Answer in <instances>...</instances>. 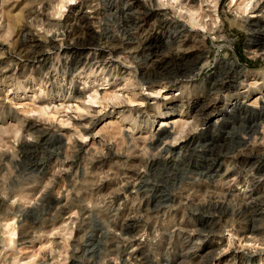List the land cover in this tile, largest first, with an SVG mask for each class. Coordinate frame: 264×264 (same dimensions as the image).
Segmentation results:
<instances>
[{
  "label": "rangeland",
  "instance_id": "374dc122",
  "mask_svg": "<svg viewBox=\"0 0 264 264\" xmlns=\"http://www.w3.org/2000/svg\"><path fill=\"white\" fill-rule=\"evenodd\" d=\"M148 2L0 0V264H264V233H250L264 208L244 210L264 201V34L254 33L264 30V0ZM189 2L197 23L181 8ZM78 13L93 39L134 51L148 36L157 53H172L182 29L176 49L201 46L204 59L168 56L150 75L161 82L137 84L138 50L94 59L65 49L70 38L59 34ZM29 32L52 47L24 57ZM227 64L244 71L237 89H212ZM180 121L166 153L161 138ZM59 200L74 208L58 213ZM212 205L223 222L206 217Z\"/></svg>",
  "mask_w": 264,
  "mask_h": 264
},
{
  "label": "bare ground",
  "instance_id": "6f19581e",
  "mask_svg": "<svg viewBox=\"0 0 264 264\" xmlns=\"http://www.w3.org/2000/svg\"><path fill=\"white\" fill-rule=\"evenodd\" d=\"M149 4L150 3V0H148ZM181 8L185 9V11L189 14L188 17H187V21L188 22H196L197 18H196V12L197 10L199 9L197 6L193 5V4H190L189 3H185L184 5H181ZM247 5L245 4L244 7H243V12L246 11L247 9ZM80 12V11H79ZM38 14H40L38 12ZM42 14V13H41ZM143 14V13H142ZM142 14H138L137 16H135L131 21L130 23L133 24V27H132V32L134 31V33H138L140 32L142 29H141V21H143L145 18H143V15ZM47 15V14H46ZM45 15V16H46ZM43 16V17H45ZM205 16H207L205 14ZM37 18V16H36ZM78 18V19H77ZM87 17L83 15H76V24L74 25H71L69 26V29L67 31H65V34H63V32H61V36H64L65 39L66 38H70L68 40L70 41H66L67 43H65L66 47L65 49L67 51H69V53H73V54H92L94 55V59H98V58H104V56L107 54V55H114L116 53H118L119 51H122V50H125L127 48H130V50L134 49V48H139L138 47V42L136 40V43L138 44L137 46L135 44H133L132 42L130 41H126V42H122L120 40H116L113 42V43H106V42H103L100 38L98 40H95L93 39L90 35H89V29L91 28L90 24L91 22L88 21L86 19ZM160 20L159 22L160 23H163L167 20H169L167 18V16L165 14H160ZM185 18V17H184ZM48 20H50L48 17H47ZM130 20V18H129ZM128 21V20H127ZM197 23V22H196ZM206 24V23H205ZM92 25V24H91ZM30 30V29H29ZM254 30V29H252ZM28 32V31H27ZM50 32V31H49ZM46 33V32H45ZM254 33H258V34H264V30L262 31L261 30V27H256V30L254 31ZM101 36V35H100ZM40 36H37V34H35L34 32L31 33L29 32V34H27V36L25 37V40H24V43L22 44V51H23V55L24 57H27V58H35L36 55H39L41 53H43L44 48L45 47H52L51 46V43L50 39L46 40V41H42L40 38ZM177 43H176V46L177 47H180L185 44V41L186 39H188V35L184 32V30H179V32L177 33ZM147 39H148V36H145L144 38L140 39V43H141V48L138 50L140 53H142L144 55V62L139 66V73L141 74V77H142V80L143 82H140V81H137V84L138 83H141V85H143V83H147L149 85V88L154 84V83H159L163 80V76H158L157 79H153L155 77H151V73L154 74V72L156 71L157 72V69H159V65L161 64V62L163 61L164 58L170 56L174 59H178V60H189L191 61L192 63L191 64H196V63H202V60L204 59V55H205V50L203 48H201V46L198 48V50H196L195 52L193 53H186L184 52L183 50H179V49H176L174 50V52L172 53H168V54H159L157 53V51L153 50L147 43ZM130 40V39H129ZM134 41V40H133ZM112 42V41H111ZM60 47H63L62 45H59ZM197 46V45H196ZM135 50V49H134ZM133 50V51H134ZM136 50V51H137ZM134 51V52H136ZM260 51V50H259ZM68 54V53H67ZM109 61H112V57H108ZM104 60V59H103ZM100 61V60H97V62ZM108 61V60H106ZM114 61V60H113ZM188 61V63H189ZM223 60H218V63L217 65H222L223 64ZM108 63V62H107ZM225 63V62H224ZM185 64V63H184ZM228 65V64H227ZM125 66V65H124ZM198 66V65H197ZM201 66V65H200ZM126 67V66H125ZM228 68V70L226 69V71H224L222 74H218L217 76V79L211 84V87L212 89H216V90H228L230 88H235L237 89V86H234L236 85V83L238 84L240 78L243 76V73L241 72H244L243 70H240L238 72L234 71L232 68V66H226ZM220 68V67H219ZM195 69H200V67H195V68H192V72L195 71ZM189 70V72L191 71ZM194 70V71H193ZM191 72V73H192ZM232 73H236L237 75L234 76ZM160 74V73H159ZM151 75V76H150ZM154 76V75H153ZM189 77V75H186ZM163 77V78H162ZM175 80V79H174ZM172 82V81H171ZM168 83V82H167ZM169 84V83H168ZM239 90V89H238ZM222 93V92H221ZM220 95V94H219ZM217 96V95H216ZM144 97V96H143ZM215 97V96H213ZM146 98V96H145ZM216 98H210L209 100L211 101L210 104H206L204 107H203V114L205 116H209L212 111H213V105L215 104L214 100ZM209 102V101H208ZM214 103V104H213ZM177 123V122H175ZM173 123V127H175V131H174V134L172 136H169L167 135L166 137H163L162 135V142H166L167 140H172V141H175L177 140V136H180L181 133H183V127L186 125L187 122H182L180 121V123L178 122L177 124ZM164 123H162L161 125H163ZM87 128V127H86ZM15 133L18 134L19 131L18 130H15ZM181 137V136H180ZM170 138V139H169ZM159 140V139H157ZM167 143V142H166ZM165 143V144H166ZM167 146H168V149L166 150V153L167 152H170V149L169 147L172 146V144L170 143H167ZM245 149H248V148H245ZM244 148L243 150H240L239 152V156L243 158V156L245 155H248L247 153H244ZM32 153V152H31ZM155 156V155H154ZM100 157V156H99ZM155 160L156 159H163V162L167 164L168 161H172L174 159V157H164L162 155L160 156H156V157H153ZM151 158L150 161L153 159ZM203 159V158H202ZM216 159V158H215ZM212 160V159H211ZM203 161V160H202ZM163 163V164H164ZM213 164V163H212ZM215 195V194H214ZM218 199V198H217ZM251 199V198H250ZM264 199V198H263ZM62 200V198H61ZM75 200V199H74ZM71 201V200H70ZM214 201V200H213ZM63 203V202H62ZM72 203V202H71ZM245 203V202H244ZM73 204V203H72ZM72 204H68V203H64V204H61L60 203V200L56 202V205H55V208L57 209V211H59L58 213H64L65 211L67 212L71 207H73ZM214 204V203H213ZM0 205L2 206V201H0ZM205 205H208V204H205ZM241 205H244V204H241ZM54 207V206H53ZM210 207V206H209ZM220 207V206H219ZM264 208V201L262 200V198H258V199H254V201L252 202H249V203H246L245 206H244V210H245V213L249 212L250 215L252 214H256L259 210L261 211L260 208ZM74 208V207H73ZM212 208H213V213H210L209 215L207 214L206 217L208 218H213L214 219H217L219 222H223V219L225 218V216L223 214H219L215 209V205L213 206L212 205ZM241 211V206L239 208ZM264 211V210H263ZM220 212V211H219ZM222 212V211H221ZM243 212V211H242ZM218 213V214H216ZM223 213V212H222ZM240 213V212H239ZM244 213V214H245ZM59 215V214H58ZM57 215V216H58ZM248 215V214H247ZM259 215V214H258ZM56 216V215H55ZM60 216V215H59ZM249 216V215H248ZM247 216V217H248ZM260 217V216H258ZM207 218V219H208ZM251 218V217H250ZM249 218V219H250ZM254 218V217H253ZM248 219V220H249ZM56 220V219H55ZM209 220V219H208ZM252 220V218H251ZM138 222L139 224V220H135V218H130L127 219V224H129V226L131 225L132 227H134L136 225V223ZM217 221V222H218ZM253 221V220H252ZM250 222V221H249ZM254 223V222H253ZM253 223L251 225H253ZM223 224V223H221ZM257 225V223H255ZM137 226V225H136ZM255 226V225H254ZM249 227V226H248ZM250 233L251 234H263L264 233V225L261 227V226H257V227H251L250 229ZM248 233V234H250ZM254 235V237H255ZM253 236V235H252ZM249 250V249H248ZM252 252V251H250ZM254 254V253H252ZM251 254V255H252ZM250 255V254H249Z\"/></svg>",
  "mask_w": 264,
  "mask_h": 264
}]
</instances>
